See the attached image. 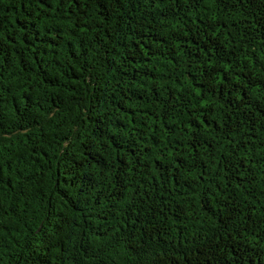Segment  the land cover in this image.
I'll return each mask as SVG.
<instances>
[{
	"label": "trees",
	"instance_id": "trees-1",
	"mask_svg": "<svg viewBox=\"0 0 264 264\" xmlns=\"http://www.w3.org/2000/svg\"><path fill=\"white\" fill-rule=\"evenodd\" d=\"M0 264H264V0H0Z\"/></svg>",
	"mask_w": 264,
	"mask_h": 264
}]
</instances>
